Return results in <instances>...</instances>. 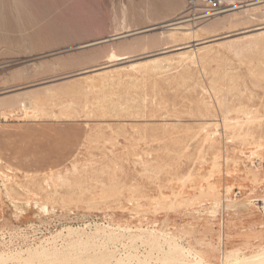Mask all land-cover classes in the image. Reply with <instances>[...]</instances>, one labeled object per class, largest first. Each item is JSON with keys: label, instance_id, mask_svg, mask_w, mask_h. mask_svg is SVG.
I'll return each mask as SVG.
<instances>
[{"label": "rangeland", "instance_id": "rangeland-1", "mask_svg": "<svg viewBox=\"0 0 264 264\" xmlns=\"http://www.w3.org/2000/svg\"><path fill=\"white\" fill-rule=\"evenodd\" d=\"M150 1H0V264L264 261V0Z\"/></svg>", "mask_w": 264, "mask_h": 264}, {"label": "bare ground", "instance_id": "bare-ground-1", "mask_svg": "<svg viewBox=\"0 0 264 264\" xmlns=\"http://www.w3.org/2000/svg\"><path fill=\"white\" fill-rule=\"evenodd\" d=\"M0 1H2V0H0ZM9 1V0H8ZM17 1V0H16ZM21 1H23V0H21ZM152 1V3H154V1L155 0H151ZM150 1V2H151ZM172 1V0H171ZM170 1V2H171ZM5 2H7V1H5ZM26 2V1H25ZM161 2V1H160ZM159 2V3H160ZM164 3L165 2H167L166 0H164L163 1ZM8 3V2H7ZM10 3V2H9ZM19 3H21V2H19ZM23 3V5H24V2H22ZM151 3V4H152ZM158 3V2H157ZM156 3V1H155V4H157ZM175 3V2H174ZM173 3V4H174ZM258 3H260V2H258ZM257 2H256V4H258ZM0 4H1V2H0ZM3 4V3H2ZM17 4V3H16ZM39 4V3H38ZM171 4V3H170ZM169 4V5H170ZM255 4V3H254ZM10 5V4H9ZM22 5V4H21ZM26 5H27V2H26ZM129 4H127V6H128ZM153 5V4H152ZM157 5H159V4H157ZM168 5V4H167ZM8 6V4L6 5V7ZM17 6L19 7V5H16V8H17ZM156 6V5H155ZM160 6H163V3L160 5ZM164 6H165V4H164ZM164 6H163V8H164ZM243 6V5H242ZM247 6H250L249 4L247 5ZM5 7V8H6ZM9 7V6H8ZM7 7V8H8ZM150 7H151V5H150ZM157 7V6H156ZM4 8V7H3ZM14 8H15V5H14ZM25 8V7H24ZM22 6H21V9H24ZM159 8V7H158ZM157 8V9H158ZM241 8H243V7H241V6H236V7H234V8H231V9H229V10H227V11H224V12H231V11H234V10H238V9H241ZM1 9V8H0ZM28 9V8H27ZM46 9L47 10H49L47 7H46ZM46 9H44V11H46ZM156 9V8H155ZM250 9H252V8H250ZM16 10V9H15ZM19 10H20V8H19ZM25 10H26V8H25ZM1 11V10H0ZM17 11H18V9H17ZM22 11V10H21ZM20 11V12H21ZM254 11H255V8H254ZM43 12V11H42ZM49 12V11H48ZM158 12V11H157ZM44 13V12H43ZM46 15H47V13H45ZM246 14H248V13H246ZM250 14V13H249ZM0 15H1V12H0ZM22 15H23V12H22ZM233 15V14H232ZM44 16V15H43ZM231 16V15H230ZM253 16V15H252ZM3 17V16H2ZM23 17H25V16H23ZM27 17V16H26ZM4 18V17H3ZM1 19V18H0ZM5 19V18H4ZM22 19V17H20V19H19V22H21L20 20ZM25 19H27L28 20V18H25ZM228 19V18H227ZM242 19V18H241ZM26 20V22L27 23H29V21H27ZM32 20H34L33 18H32ZM2 22H1V24H3V22H4V20H1ZM24 21V20H23ZM188 21H191V20H187V21H172V22H168V23H165V24H162L160 27H159V29H165V30H187L188 31V29H185V27H182V25L181 24H183V23H186V22H188ZM229 21V20H228ZM34 22H35V20H34ZM25 23V22H24ZM242 23V22H241ZM20 24V23H19ZM26 25V24H25ZM29 25V24H28ZM213 25V24H212ZM231 25H232V23H231ZM205 26V25H204ZM158 27V26H157ZM152 28H154V26L152 27ZM150 29V28H149ZM261 29H263V28H257L256 30H261ZM154 30H156V29H154ZM164 30V31H165ZM140 32V31H139ZM145 32V31H144ZM134 33H136V34H139V33H137V32H134ZM142 33V32H141ZM160 33V32H159ZM195 33V32H194ZM244 33H246V32H242V33H240V34H244ZM131 33H127V35H129V36H131L130 35ZM164 34V33H163ZM172 34V33H171ZM174 34V33H173ZM180 34V33H179ZM135 35V34H134ZM181 35H182V32H181ZM122 36H124V34H120V35H118V36H116V37H122ZM137 36V35H136ZM170 36V35H169ZM189 36V35H188ZM223 36H225V35H223ZM222 36V37H223ZM161 37V36H160ZM167 37V36H166ZM184 37H185V35H184ZM187 37V36H186ZM229 36H225L224 38H228ZM146 38V37H145ZM149 38V37H148ZM174 38V35L173 36H171L170 37V39H173ZM178 38V37H177ZM193 38V37H192ZM170 39H169V41H170ZM166 40V39H165ZM176 40V39H175ZM214 40V39H213ZM221 40V39H220ZM177 41V40H176ZM208 42H211V41H208ZM191 43L192 44H194V45H192V46H189V45H191ZM191 43H189V44H185V45H183V46H178V47H172V49L173 50H183V49H187V50H191V49H196V48H199V47H197V46H200V45H203V44H205V43H207V41H196V40H192L191 41ZM127 44V43H126ZM178 45V44H177ZM206 45H204V47H205ZM207 46H209L208 45V43H207ZM138 48V47H137ZM155 48V47H154ZM156 48H158V47H156ZM141 50V49H140ZM151 50H153V49H151ZM167 50V49H166ZM173 50H171V51H173ZM125 51V50H124ZM192 51V50H191ZM197 51V50H196ZM196 51H195V53H196ZM137 52H139V51H137ZM142 52H144V51H142ZM181 52H183V51H181ZM168 53V52H167ZM177 53V52H176ZM191 53V52H190ZM160 54H164V53H160ZM170 54H171V52H170ZM193 54H194V52H193ZM179 55L182 57V59L183 58H189V59H192L191 60V62H193V59H195L192 55H188L187 54V52H185V53H179ZM198 55H199V53H198ZM177 56V55H176ZM162 58V57H161ZM176 58V57H175ZM158 59H153V60H151V61H149V62H156ZM161 61H162V59H161ZM157 63V62H156ZM168 63V62H167ZM177 63V62H176ZM159 64V63H158ZM181 64V63H180ZM183 64H184V62H183ZM43 66V65H42ZM49 66V65H48ZM133 66V65H132ZM135 66V65H134ZM140 66V65H139ZM139 66H137L136 68H138ZM144 66H145V64H144ZM146 66H148V65H146ZM153 66H155V65H153ZM105 67V66H104ZM104 67H103V69H104ZM142 67V66H141ZM150 67V66H149ZM40 68H42V67H40ZM106 68V67H105ZM135 68V67H134ZM156 68H157V66H156ZM160 68V67H159ZM158 68V69H159ZM102 68H99V69H95V70H101ZM122 69V68H121ZM151 69V68H150ZM41 70V69H40ZM95 70H93V71H95ZM160 70V69H159ZM20 71V70H19ZM18 71V72H19ZM113 71V70H112ZM22 73H23V71H21ZM90 72V71H89ZM15 73V72H14ZM21 73V74H22ZM84 73V72H83ZM19 74V73H18ZM17 74V75H18ZM81 74V73H80ZM107 74V73H106ZM12 76H13V74H12ZM11 76V77H12ZM72 76H74V75H72ZM107 76V75H106ZM27 77V76H26ZM15 78V77H14ZM28 78V77H27ZM67 78V77H66ZM89 78V77H88ZM98 78V77H97ZM67 81V80H66ZM90 81V80H89ZM76 82V81H75ZM45 83V82H44ZM52 85V84H51ZM61 86V85H60ZM63 88V87H62ZM19 92V91H18ZM17 92V93H18ZM6 93V92H5ZM48 93V92H47ZM10 94V93H9ZM28 96H29V94H28ZM45 97H47L48 98V96H45ZM42 98H43V96H42ZM25 100V99H24ZM29 102V101H28ZM45 102V101H44ZM22 107H23V104H22ZM24 108H25V106H24ZM23 109V108H22ZM27 109H29V108H27ZM24 111V110H23ZM26 111V110H25ZM25 115V114H24ZM178 258V257H177ZM257 258H258V256H256V255H253V256H251V257H246V258H244V259H239L238 261H236L235 262V260H233V262L231 261H227L228 263L227 264H255V262H258V264H264V261H261V260H258V261H256L257 260ZM10 259V258H9ZM27 259V258H26ZM176 259V258H175ZM174 259V261H168V263H166V264H177L178 263V261H176V260H179L180 258H178V259H176L175 260ZM6 260V259H5ZM13 260V259H12ZM29 260V259H28ZM182 260V259H181ZM200 260V259H199ZM229 260V259H228ZM3 260H1L0 261V263L2 262ZM14 261V260H13ZM27 261V260H26ZM198 262V261H197ZM140 263V262H139ZM143 263V262H142ZM165 264V263H164ZM179 264H189V263H185V262H183V260L182 261H180V263ZM192 264H202L201 262H199V263H192Z\"/></svg>", "mask_w": 264, "mask_h": 264}, {"label": "built area", "instance_id": "built-area-1", "mask_svg": "<svg viewBox=\"0 0 264 264\" xmlns=\"http://www.w3.org/2000/svg\"><path fill=\"white\" fill-rule=\"evenodd\" d=\"M225 0H189L187 11L196 19H209L221 13Z\"/></svg>", "mask_w": 264, "mask_h": 264}, {"label": "water", "instance_id": "water-1", "mask_svg": "<svg viewBox=\"0 0 264 264\" xmlns=\"http://www.w3.org/2000/svg\"><path fill=\"white\" fill-rule=\"evenodd\" d=\"M157 28H158V27H154V28H150V29H147V30H144V31H145V32L153 31L154 29H157ZM144 31H141V32H144ZM141 32H137V33H141ZM134 34H136V33H133V34H130V35H134ZM123 37H125V36H122V37H113V38H111V39H109V40H116V39L123 38ZM109 40H103V41H100V42H96V43H92V44L84 45V46H82V48H84V47H89V46H92V45H95V44H99V43H104V42H107V41H109ZM192 45H194V44H191V45H189V46H192Z\"/></svg>", "mask_w": 264, "mask_h": 264}]
</instances>
